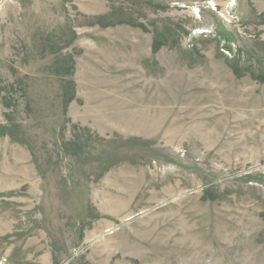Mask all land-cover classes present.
Instances as JSON below:
<instances>
[{"label":"rangeland","instance_id":"374dc122","mask_svg":"<svg viewBox=\"0 0 264 264\" xmlns=\"http://www.w3.org/2000/svg\"><path fill=\"white\" fill-rule=\"evenodd\" d=\"M0 264H264V0H0Z\"/></svg>","mask_w":264,"mask_h":264},{"label":"bare ground","instance_id":"6f19581e","mask_svg":"<svg viewBox=\"0 0 264 264\" xmlns=\"http://www.w3.org/2000/svg\"><path fill=\"white\" fill-rule=\"evenodd\" d=\"M174 126V125H173ZM176 131H179V129L178 130H176ZM182 132V131H181Z\"/></svg>","mask_w":264,"mask_h":264}]
</instances>
